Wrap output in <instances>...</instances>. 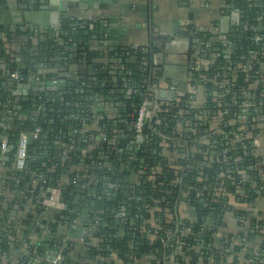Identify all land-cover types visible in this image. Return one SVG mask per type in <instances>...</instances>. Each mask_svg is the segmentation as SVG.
Masks as SVG:
<instances>
[{
    "label": "trees",
    "instance_id": "16d2710c",
    "mask_svg": "<svg viewBox=\"0 0 264 264\" xmlns=\"http://www.w3.org/2000/svg\"><path fill=\"white\" fill-rule=\"evenodd\" d=\"M263 1L239 0L236 5L243 10L245 19L251 24L261 25L260 31L264 34ZM0 6L5 8L4 2L1 1ZM106 32L99 23L77 20L64 22L62 34L66 46L51 50L48 62L57 66L60 72H64L66 67L69 70L68 63L72 58L82 60L85 66L91 65L98 57V54L90 53L91 45L96 40L104 39ZM21 33L20 29L13 30L0 25V60L6 68L4 74L0 72V138L3 135L7 136L12 146L9 158L5 161L6 178L0 182V186L2 189L8 191L13 189L17 192L15 198L12 197L13 203L7 205L13 208L15 211L13 214L4 210L5 206L0 204V255H11V252L23 243L30 244L29 250L37 249V252L43 253L48 244L53 248L56 241L63 237L56 236L59 227L72 225L76 220L84 226L91 227L90 236L85 241V248L89 249L87 252L92 261H88L90 264H95L94 260L98 257L105 259L104 264H115L111 259L113 255H116L123 264L133 263L134 260L148 256L159 257L160 253L157 251L162 250L159 242L150 244L144 229L150 230L155 222L161 230L167 227L174 230L176 225L173 222L179 217L176 210L178 199L187 203V209L182 214L184 222L182 227L188 226L192 230V234L185 239L187 246L183 248L184 251L189 245L193 247L198 243L209 242V238H212V243L216 246L217 233H223L222 231L228 227L225 216L223 218L225 212H233L242 231L249 227L252 232L247 233L249 241L264 236L262 231L264 217L253 216L243 220L240 216L241 211L236 209L237 205L253 204L260 196L256 193L260 188H263L264 197V167L255 150L249 147L252 139L247 140L243 137L235 118H233L235 124L232 125L230 124L232 117L229 114L225 115L222 122L224 135L204 133L210 128L207 123L202 128V133L188 132L186 127L180 133L177 130V123L183 119L180 111L187 110V100L183 98L173 107L164 106L162 113L153 119L151 125H146L145 134L148 139L135 150L134 157L126 150L127 141L132 140L130 132L127 138L122 140L121 146L125 151L121 154L113 150L114 146L111 144L103 143L97 149H92L95 145L89 140V136L93 133H103L109 139L111 125L106 115L92 111L90 97L96 94L104 97L108 94L109 88L103 90L100 81L86 75L83 78H67L63 88L57 86L55 90L46 89L42 92L27 89L24 94L7 98L10 93L5 92L2 85L10 80L13 73L20 74L19 82L15 81L14 85L31 84V73L32 76L37 75L33 69L36 56L32 55L29 49L21 48L13 53L7 51V43H15ZM175 36L185 39L195 37L191 29L178 31ZM196 36L201 40L210 37L207 32ZM250 36L249 33H244L243 39L249 40ZM3 38L7 41L5 42ZM249 48L250 43L245 40L237 46L236 55L231 59L234 64L231 69L230 65L226 69L228 74L232 73L237 63H252L255 70L260 71L261 76L264 75L263 51L257 48L256 57H250ZM104 52L108 59H112L111 62H115L109 64L114 67L121 65L118 66L119 72L132 83L133 93L126 100L128 105L124 112L131 122L142 103L143 97L139 93H145L146 89L143 86L147 84L153 71L162 74L163 69L157 66L150 51L108 47ZM206 52L209 54L212 50ZM209 57L211 58V55ZM220 62L221 60L215 61L210 65L208 72L204 73L213 74ZM193 74L198 77L200 72L195 71ZM41 78L45 81L49 77ZM245 80V75L238 73L240 88L234 89L238 97L241 96V88L251 87L250 82L245 83ZM257 80H259L257 86H252V91H249L256 103L264 101V82L261 78ZM207 85L211 90L213 84ZM230 90L233 88L230 87ZM234 93H230L227 99L223 100L224 104L219 108L221 112L238 110V102L233 103L231 99ZM214 99V95L209 94L205 100V105L209 109L216 108L217 102ZM16 101L17 105L14 103ZM5 104L18 113V116L9 115L11 118L9 120ZM25 114L29 116L27 120L19 119ZM94 117H98L97 125H94ZM85 122L87 125L84 126ZM94 127L99 130H92ZM153 127L161 135L157 134ZM37 129H41V132L29 146L27 168L23 172L14 171V158L20 134L35 133ZM237 134H241L240 141L234 144L231 138L234 141ZM162 135L168 137L165 143L170 150L176 145V150L171 154L161 153L164 147ZM203 136H206L207 140H203ZM180 143L188 144L191 150L190 158L181 157L183 148L180 147ZM99 152L109 156L114 166L111 168L100 166L97 156ZM43 181H46V189L48 187L61 189L62 200L68 206L64 213L45 212L41 208L40 202L46 195V189L44 191L40 189ZM20 192H25L26 198L19 197ZM182 192L186 193V197L181 196ZM225 193H229V196ZM205 226L209 230L210 228L214 230L203 231ZM96 240L99 241L97 244ZM70 243L71 241L68 242V247ZM217 248L216 246L215 251ZM243 248L250 252L257 247L249 245ZM243 248L235 245L230 249L229 252L232 251L234 256L233 264H239L238 259ZM258 248L264 250V243ZM173 249L170 250L174 251ZM228 249L229 246L227 249L226 247L221 249L223 256H218L215 264H222L227 260ZM72 251V249L65 251L67 260H72ZM177 254L180 259L176 264H211L209 257L214 255L209 252L203 257L196 256L195 251L191 250L189 254L193 256L192 259L184 262L179 256L180 253ZM247 256L249 257V254ZM28 257L26 256V260ZM257 262L258 257L251 260L250 264ZM156 263L154 261V264Z\"/></svg>",
    "mask_w": 264,
    "mask_h": 264
},
{
    "label": "built area",
    "instance_id": "2783aa9c",
    "mask_svg": "<svg viewBox=\"0 0 264 264\" xmlns=\"http://www.w3.org/2000/svg\"><path fill=\"white\" fill-rule=\"evenodd\" d=\"M238 1L239 0H233V3H232V8L234 7L233 9L231 8L230 5H228V7L232 9L233 13H236L237 16L239 17L238 23L235 26H233L228 37H223V38L213 37L212 38V36H210L209 38L205 37L203 40H201V39H198L196 36L195 41L191 40L192 43H194L193 50H192L194 57L192 60L191 72L189 75L190 79L189 78L188 79L191 81L193 88H195L196 86H200V85H202L205 88L206 98L203 99L201 105H197V103L195 102V98H185L187 100L186 102L187 110L180 111L181 116H183L181 118L183 119L182 121L180 120L177 123L178 124L177 130L181 133L186 127L188 132L192 131L193 133H197V132L202 133L203 131L202 128L207 123L209 124L210 128L206 129L204 133L209 132L211 134L224 135L225 133L222 130V122L225 119V115L229 114L230 117H232L230 124L232 125L235 124V122L233 121V118H235L236 122L240 125L239 131L242 132L243 137H245L247 140L252 139L249 143V147H251V149H254L253 141H254V138H257L258 135L260 134L259 133L260 130L258 129L259 124L264 119V101L261 100L260 102L256 103L251 97L252 94L249 91L250 90L252 91L251 89L252 86H257L259 82L257 78H261L264 82V75L261 76L262 73L258 70H255V65L252 63L250 64L237 63L235 68H233V71L231 74H228L226 69L228 65H230V68L228 67L229 69H231V67L233 66L234 63L232 62L231 59L233 56L236 55L235 49L237 48L238 45L242 44L244 40L250 43V48L248 50V54L250 57L252 56L256 57L257 48H260L263 51V55H264V34L261 33L260 31L261 25L255 26L254 24H251L247 19H245L243 10L240 7H237L236 5ZM225 6H226L225 8H227V3ZM260 19H262V17H260ZM261 24L263 25V23ZM244 33H249V35H251L249 37V40L243 39ZM3 39L5 42L7 41L5 38ZM205 41H206V44H205ZM6 48H7L8 53H13V51H15L12 47V44L7 43ZM206 50H212V52L208 54ZM210 55H211V58L209 57ZM217 60H221V62L217 65L216 71L211 75H206L204 72H208L210 65L214 64V62ZM118 66L121 67V65H118ZM33 68H34V65H33ZM195 71L200 72V75L198 77H196L193 74V72ZM5 72H6V68H5ZM238 73L239 74L243 73L246 78L245 83L250 82L251 84V87H245V88L240 89V93H241L240 97L236 95L237 93H234V89L240 88L239 87L240 82L238 81ZM31 77H32L31 84L29 83L28 85H25L23 83H19L17 85H14L15 81L19 82L20 74L18 72H15L10 76L9 81L11 82L12 86L15 87V90L17 91L16 93H18L15 96L20 95L22 93L24 94L27 89H31L34 92H42V91H38L39 89L33 87L34 83L39 85L47 81L50 87H57L60 85V81L58 80L57 77L54 79L45 80V81H43L42 78L38 75L32 76V73H31ZM123 81L127 84V87L131 89V94H132L133 89H132V86H131L132 83L130 82V80L126 82V80L123 78ZM208 83L213 84V87L211 90L208 89V85H207ZM230 87L233 88L232 91L230 90ZM47 88L48 87L46 86L44 90H46ZM143 88L146 89L145 93L144 94L139 93L141 97H143L142 103L140 107L138 108L136 115L131 120V122L128 121V116L124 114L125 110H121L120 114L114 118H110L107 116L108 118L107 120L111 125V130H110L111 132L109 133L110 138L108 139L107 136L103 133L102 134H99V133L91 134L89 136V140L92 142V144L95 145L92 147V149H97L98 146L103 143L111 144L114 146L113 150H117V152L121 154L125 151V149H123L121 146L122 140L127 138L128 132H130L132 133V137L130 136L132 140L127 141L128 143L126 144V148H127L126 150H127V153L131 155V157H134L135 150L141 147L148 139L145 134L146 125L147 124L151 125V122L153 121V119L158 114L162 113L161 111L163 110L164 106L173 107L175 104H179L180 101H182L183 99V98L177 99V98L169 97V94H172L173 92H175V87L172 85L171 82L167 80V78L163 76V74L157 72L156 70L152 72L151 78L149 79V81H147V84H145ZM230 93H234V97L231 99L233 103L238 102V110L236 111L232 110L230 112L228 110L227 113H223L219 110V108L221 105L224 104V101L227 99L226 97L229 96ZM163 94L165 96H162ZM173 94L176 95V93H173ZM209 94L211 96L214 95V98H215L214 101L217 102L216 108L209 109L205 105V100L207 99ZM101 99L103 98H99V100ZM119 100L125 101L123 99H119ZM93 102L94 100H91V104H92L90 105L91 109H94ZM14 103H18V102L16 101ZM232 104L231 106L234 105ZM5 107L8 108V110L6 111L8 115V119L11 120L10 116H13V114H15L16 112L11 110L7 104H5ZM92 111L94 112V110ZM23 116L24 117L26 116L29 118L27 114ZM93 120L95 123L94 125H97L99 123L98 117H94ZM85 125H86V122L84 123V126ZM124 125L127 128L125 129V132H124ZM96 127L92 128V130H96V131L99 130V128H96ZM153 130L157 134L161 135L159 131H157L156 128L153 127ZM40 132H41V129H37L35 133L23 132L20 134L18 144H17V152L14 158V171L23 172L27 168L28 149L30 146L28 143V137L29 135H32L33 139H37ZM240 136L241 134L240 135L237 134L236 136H234V141H233V138H231L232 142H234V144L239 143ZM162 138L164 140L162 146L164 147L161 150V153L171 154L172 152H174L176 150V147H175L176 145H173L172 147L173 151H172L170 150V147L165 143V141L168 140V137L165 135H162ZM202 138L203 140H207L206 136H203ZM200 142L202 143V140ZM179 145L180 147L183 148L182 154H180L181 157L183 159L190 158L191 150L189 149L188 144L180 143ZM11 149H12L11 142L9 141L7 136L3 135L0 138V166L1 167H5V161L8 160L9 158L8 156H9ZM97 156H98V164L100 166L104 165L105 167H110V168L114 166L113 162H110L109 156L107 155L105 156L102 152H99ZM216 156L217 157L219 156V151L218 153H216ZM216 160L218 161V158H216ZM75 183L76 182L74 181L73 184ZM45 186H46V181H43L40 187L41 191H44L46 189ZM1 189L2 187L0 186V190ZM0 192H3V191H0ZM10 192H12L14 195H16L17 193L13 189ZM262 192H263V188H260L256 191L257 194H260V196H258L256 200L263 197ZM45 194L46 195L44 196V198H42V201L40 202L41 208L45 212H53V213L57 212V213L62 214L68 209L67 204L62 200V191L59 187H48L46 189ZM225 195L229 196V193L227 194L225 193ZM18 196L26 198V193L20 192ZM181 196L186 197V193L182 192ZM186 209H187V203L180 201V199H178L176 210L178 212L179 217L177 218L176 222H173L176 225V228L174 230H171L168 227L163 228L161 230L160 227L157 224H155V222L152 224L150 230L147 231L144 229V233L146 232L147 234L146 238L150 241V244H155L156 242H159V245L161 246V249H162L161 250L162 252L160 251V249H158L157 251V253H160L159 257L157 255L156 257L148 256L147 258L145 257L137 261L134 260L133 263H128V264H136L138 262H144V260L147 261L148 264H154V261L157 262L156 264H176V262L178 263V259H180L177 253H180L179 256L181 257L182 261L189 262L193 257L192 255L189 254L191 250L195 251L196 256H202V257L205 253L206 254H208L209 252L213 253L214 255L213 256L211 255L209 259L211 261V264H215L216 258L223 256L221 249L224 247H226L227 249V246H229V249L227 250L228 257L226 256L227 260L222 264H233L234 256L232 254V251L229 252L230 249H232L235 245H238L241 248H243L244 246L246 247V246L251 245V239L250 241L248 240L247 233L248 232L252 233V232L249 230V227H245V229L243 230L245 231L244 233L242 231L235 235L225 234L223 237H221L220 246L216 245L218 247L216 251H215L216 246L214 243H212V238H209L208 239L209 242L207 243H205L202 239H200L204 243H198L197 245L193 247L189 245L188 249L184 251L183 248L187 246V242L185 241V239L189 235L192 234V230L188 226L185 228L182 227L184 223L182 219L183 218L182 214L185 212ZM4 210L10 212V214L14 213L13 208L7 205L4 207ZM247 213L246 211L240 212V216L243 220L249 219L250 216H248L249 214ZM226 214L227 212L224 213L223 218L224 216H226ZM259 217H264V216L261 215ZM170 222H172V219H170ZM69 225L71 227H74L75 229H77L80 226L88 228L89 229L88 237L90 236V233H91L90 226H83L80 223H77L76 220L72 222V225L71 224ZM207 228L208 227L205 226L203 228V231L209 232V231L214 230V228H210L211 230ZM59 230H60V227L58 229L56 236H59V237L63 236V237L56 241V244H55L56 246L53 248L50 244H48L46 251L43 253L37 252V249L29 250L30 244H27V243H23L21 244V246H18L17 248H15L12 252L14 251L16 252V255H17L16 258H18L17 263L18 264H61V260L65 259L63 264H90L88 261H84L82 263V262H77V260H74V259L67 260L66 252H65L67 249L74 250L76 245H78L77 243H80L79 245L85 248V243H86L85 241L88 237L81 238L80 240H77V243H76L75 242L76 240L71 239V237H67L64 234H60ZM160 230L162 232H160ZM262 231L264 232V227L262 228ZM159 233H160V236H159ZM220 235L222 236V234L218 232L216 235V240H218ZM31 236L33 237V235ZM259 239L262 245L264 243V236H261ZM69 241H71V243H70V246L68 247ZM98 242L99 241L96 240L95 244H97ZM58 244H60V247L57 248ZM172 248H174L173 249L174 251L170 250ZM85 249H86V252L89 250L88 248H85ZM248 254H249V257L247 256ZM10 256L11 255L3 254V255H0V259L5 258V257L10 258ZM26 256H29L28 257L29 261L26 260ZM89 256L90 255L87 252V260L92 262ZM257 257H258L257 264H264V250H260L257 247L253 251L247 252V250L243 248L240 254V258L238 259L239 264H241L240 262L242 261V258L244 261L247 262V264H250V261ZM72 258L77 259V257H74V256H72ZM113 258H117L116 255H113L111 259L113 260ZM97 259H101L102 264H104L105 259L100 258V257H98ZM116 260H118V258ZM118 261L120 262V264H123L120 260ZM99 264H101V262Z\"/></svg>",
    "mask_w": 264,
    "mask_h": 264
},
{
    "label": "crops",
    "instance_id": "0c3cea01",
    "mask_svg": "<svg viewBox=\"0 0 264 264\" xmlns=\"http://www.w3.org/2000/svg\"><path fill=\"white\" fill-rule=\"evenodd\" d=\"M1 1L4 2L5 8H17L18 5L25 2L28 3L29 0ZM36 1L38 2L39 0ZM226 3L227 8H225ZM232 3L233 0H230V2L228 0H106L98 4H85L82 7L78 5L79 8L70 9L69 17H66L63 23L69 20H77L92 24L99 23L102 28H107L105 38L96 40L90 48V53L98 54L97 60H101V55L106 54L104 49L108 47H120L124 50H141L142 52L150 51L153 53L157 66L163 69V76L175 87V92H173L176 93L175 97H172L173 93L169 94V97L177 99L195 98L197 105H201L203 99L206 98V90L202 85L193 88L189 80L194 57L192 51L194 43L191 40L195 41L197 34L205 32L212 36V38L228 37L231 29L238 23L239 19L237 14L232 11L234 8H232ZM5 8L0 6V22L3 21L1 12ZM227 17L229 21L226 20ZM11 29H20L22 31L17 37L16 42L12 44V47L16 51L21 50V48H27L32 55L36 56L33 69L37 72L38 76L49 77L48 80H51L56 78L59 73L65 74L71 79L83 78V76L87 75L86 72L90 65L85 66L82 60L72 58L71 62L68 63L69 70L66 67L64 72H60L57 66L48 62V59L51 57V50L66 46L62 31L31 30L24 25L12 27ZM188 29L192 30L193 36L195 37L185 39L175 36L178 31H186ZM106 59L108 58L106 57ZM92 64L97 67L94 69L95 72L110 71L107 64ZM52 69L58 70V73L51 75V72H53L51 71ZM114 70L115 67L111 72ZM0 72L5 73V65L1 60ZM96 79L101 82V85L105 79H108L107 85L115 88L118 94L113 97L114 100L111 105L107 104L108 102L104 100L101 94L91 96L90 99L94 100V109L92 110L100 114L103 113V115L110 118L118 116L120 111L125 110L127 107L126 99L131 97V89L127 87L123 78L119 81L115 76L108 75L107 77H99V79ZM46 82L39 85L34 83L33 87L39 90L45 89L46 86L49 88L50 86ZM2 86L5 92L10 93V95L7 94L9 98H14V95L18 94L11 82L7 81ZM123 90L126 91L124 94ZM108 93H110V90H108ZM99 98L103 99L99 100ZM118 98H123L125 101H120ZM125 129L127 128L124 125V132ZM258 129L260 130V134L257 138H254L253 148L264 167V119L259 124ZM6 170L5 167L0 166V182L6 178ZM0 191H3L0 192V204L3 206L12 204V197L15 198V195L6 189H1ZM236 209H239L241 212H248L247 214L250 217L264 216V197L259 198L251 205H237ZM232 213L229 212L225 216L228 229L226 228V232L222 231L223 233H220L222 236L220 235L218 238L219 241L217 240L216 242L218 246L221 243L220 238L225 234L235 235L242 232L238 219ZM77 223L80 222L78 221ZM80 224L83 225L82 223ZM59 232L76 240V243L77 240L81 239L76 237L77 229L70 225L60 227ZM32 241L35 243L34 240ZM77 244L72 251V255L77 257V259H72L82 263L89 261L87 260L86 249L79 245L80 243ZM251 245L259 247L261 245L260 239L257 237L252 238ZM16 257V252H11L10 258H2L0 259V263L18 264V258ZM116 259L113 258L115 264H120ZM94 261L95 264H99L100 262L102 264L101 259L96 258ZM240 263L247 264L243 258ZM136 264H148V262L144 260V262H138Z\"/></svg>",
    "mask_w": 264,
    "mask_h": 264
},
{
    "label": "water",
    "instance_id": "95a60500",
    "mask_svg": "<svg viewBox=\"0 0 264 264\" xmlns=\"http://www.w3.org/2000/svg\"><path fill=\"white\" fill-rule=\"evenodd\" d=\"M106 0H39L38 2L35 0H29L28 3H23L21 5H18L17 8H5L3 10L2 16L3 21L0 22V25L5 27H20L21 25H24L26 28L31 30H46L50 32H58L59 30L62 31V24L64 19L66 17H69V10L74 8L82 7V5L85 4H98L100 2H105ZM79 5V6H78ZM67 15V16H66ZM227 21H229V18H226ZM106 27L104 28L106 32ZM107 33V32H106ZM107 40V38H106ZM192 42V41H191ZM105 57V58H104ZM101 60H97L94 62L95 64L104 63L109 64L111 62L110 59H106V56L101 55ZM115 63V62H111ZM110 71H100L95 72L94 69L97 68L96 65H93L91 63L90 67L87 69L88 71L87 76L95 77H107L115 76L119 81L122 80L123 74L119 72V68L115 67V70L111 72V70L114 69L113 65H108ZM72 70V68H70ZM51 74H57L58 70H51ZM58 80L60 81L59 87L63 88L65 84V80L68 78L65 74L59 73L57 75ZM126 82H128V79L124 77ZM102 84V89L105 90L106 88H109L110 93H108L106 96H104V100H106L111 105L114 100V96L118 94V91H115L116 89L112 86L107 85L108 79H105ZM56 87H50L47 88V90H55ZM38 91H45L44 89L38 90ZM126 91L123 90V94ZM162 96H165L164 94ZM172 97H175V94H172ZM123 99V98H118ZM18 104V103H15ZM13 116H18V113L13 114ZM19 119L27 120L28 117H19ZM33 142V136L29 135L28 137V143L31 145ZM89 234V229L85 227H78L77 228V238H87ZM65 259L61 260V264H63Z\"/></svg>",
    "mask_w": 264,
    "mask_h": 264
}]
</instances>
